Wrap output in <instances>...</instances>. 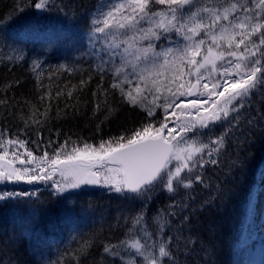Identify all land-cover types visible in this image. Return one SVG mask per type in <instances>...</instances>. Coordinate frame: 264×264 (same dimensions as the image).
Wrapping results in <instances>:
<instances>
[{
  "label": "snow or ice",
  "instance_id": "snow-or-ice-1",
  "mask_svg": "<svg viewBox=\"0 0 264 264\" xmlns=\"http://www.w3.org/2000/svg\"><path fill=\"white\" fill-rule=\"evenodd\" d=\"M51 2L52 0H38L34 7L47 10ZM14 11L23 12L24 9L16 8ZM145 22L149 26L141 27ZM90 27V41L102 40L109 54L108 60L101 58V62L96 65L100 79H104V73L111 72L113 82L110 87L119 93L122 103L140 107L149 117L155 115L156 108H162L164 120L159 127L147 124L127 138L122 135L101 142L99 150L87 144L83 149L73 148L63 160L57 153L49 162L48 154L45 153L38 159L47 164L52 172H46L38 164L41 175H29L36 169L13 167L5 148L0 154V180L26 179L28 183L38 179L47 181L59 171L65 178L64 184L57 185L59 193L66 188H79L82 184L102 183L110 187V190L126 194L128 199L143 200L145 197L150 199V193L159 186L175 196L181 189L194 190V182L203 184L204 178L197 171V165L202 169L207 163H220L213 157L225 155L229 141L234 142L245 153L243 159L239 152L236 158L231 159L230 172L246 166L254 155L251 153V145L255 143L257 133L264 135V0H111L110 3H101L98 6ZM172 32L182 36L187 42L182 48L169 47L157 53L151 42L147 47L140 46L143 40H159L162 34ZM122 45L124 47L121 51ZM92 46H95L94 43ZM116 55L120 57L119 64L115 63ZM160 57H163L162 62H159ZM15 59L19 61L24 57L18 55ZM32 63L34 69L40 66L38 61ZM217 73L222 77H232V80L229 82L225 79L223 85L216 80L211 87L208 83L203 84L207 91L200 92L199 95H207L209 99L222 98L215 100L211 108L204 106L208 103L207 100H192L188 104L176 103L181 96L196 95L201 81L211 80ZM185 76H195V83L190 79L184 80ZM90 80L91 76L88 81L81 80L79 90L82 91ZM98 88L107 95V90H103L102 85H98ZM219 88L223 90L217 91ZM75 90L77 86L73 85L67 96L71 98ZM164 92L168 95H163ZM146 93L152 96L150 101ZM56 95L63 93L58 91ZM45 96L50 98L51 92H46L39 100L43 102ZM161 98L164 102L158 103ZM6 103L7 100L0 99V105ZM257 103L260 108L255 107ZM174 106L181 108V113H172L177 121H180L181 115L186 114L189 117L176 125L183 134L179 139L176 128L168 127V110ZM99 107L97 105V111ZM190 108L196 109L198 118L190 117ZM200 109H203V113ZM30 110L31 115L25 119V124L31 121L39 125L41 121L36 119L37 114L47 119L50 106H46L44 112L40 113L36 104H30ZM114 111L115 109L108 108L105 118ZM217 125L224 131L215 139L209 137V143L200 142L198 138L207 134L201 130L213 131ZM189 132L196 138H188ZM5 143H19L21 147L24 144L23 141L12 139L4 141L3 133H0V147H4ZM205 150L208 159L204 158ZM27 156L30 158L28 163L37 159L30 151ZM15 159L20 158L15 156ZM20 163L24 164L25 161L20 160ZM94 168L97 170L93 171ZM101 169H105L107 174L102 173ZM258 174L264 181V167L258 166ZM220 191L218 187L217 192ZM14 195L21 194L5 193L0 195V200ZM185 195L189 200L193 199L190 192ZM211 203L212 201H205L201 208L210 206ZM178 207L188 209L191 206L188 203H179ZM133 220L134 224H141L144 220L143 210ZM165 223L171 225V221ZM165 223L160 224V233H163ZM191 227L190 216L183 215L176 226L177 235L168 237L159 244L158 255L146 252L148 245L142 244L139 239L124 240L119 245H105L103 252L119 256L116 249L126 247L135 249L136 254L144 258L145 264H188L187 257L195 251L192 246L199 245L205 264H211L214 251L212 246L190 235L184 236L185 230L190 232ZM142 231L150 238V233L144 229ZM208 231H213V225L208 226ZM170 243L176 251L169 248ZM90 248L89 242L82 245L80 251L83 256L88 255L87 250ZM181 251L184 259H180ZM0 264H3L2 259ZM127 264H135V261L129 259Z\"/></svg>",
  "mask_w": 264,
  "mask_h": 264
},
{
  "label": "trees",
  "instance_id": "trees-1",
  "mask_svg": "<svg viewBox=\"0 0 264 264\" xmlns=\"http://www.w3.org/2000/svg\"><path fill=\"white\" fill-rule=\"evenodd\" d=\"M36 2L0 0V99L7 100L0 105L3 137L23 141L37 157L45 153L56 156L63 147L100 145L122 135L127 138L154 123L157 117L121 102L119 93L110 87L111 72L104 73L103 80L97 73L87 36L101 0H52L47 10L41 11L34 7ZM16 8L24 11L16 12ZM18 55L24 59L17 61ZM33 61L40 66L34 69ZM90 76L91 80L79 90L80 81H88ZM73 85L77 90L69 98L67 92ZM98 85L107 90V95ZM49 91L51 97L45 96L41 102L39 97ZM58 91L63 95L57 96ZM30 104H36L40 113L50 106L47 119L37 114L39 125L24 122L31 115ZM255 107L260 108V104ZM108 108L115 111L106 119ZM225 152L216 157L220 161L217 165H204L200 172L203 184L194 182V190L181 189L175 196L151 192L153 198L150 196L146 210L148 217L158 207L165 211L166 221H171L164 233L166 240L177 235L181 217L189 215L192 227L190 232L185 230L184 236L212 246L211 264H237L255 186L256 212L264 209V181L258 174V166L264 165V135L257 133L251 145L254 155L244 168L229 170L238 152L241 159L245 155L234 142H228ZM189 192L191 200L185 195ZM22 195L0 201L3 264H125L121 258L104 253L103 248L124 241L140 211L127 196L84 188L64 195L48 187ZM205 201L212 203L201 208ZM179 203L191 207L181 209ZM209 225H213L212 232L208 231ZM262 227L264 230V223ZM85 242L91 243L86 257L80 251ZM192 247L195 251L187 257L188 264H205L199 245ZM169 248L176 251L171 243ZM184 258L181 251L180 259Z\"/></svg>",
  "mask_w": 264,
  "mask_h": 264
},
{
  "label": "rangeland",
  "instance_id": "rangeland-1",
  "mask_svg": "<svg viewBox=\"0 0 264 264\" xmlns=\"http://www.w3.org/2000/svg\"><path fill=\"white\" fill-rule=\"evenodd\" d=\"M111 0H101V3H110ZM99 4V5H100ZM163 6H157V8H161ZM41 11V10H40ZM97 11V10H96ZM149 25L145 22L142 23L141 27L143 28H147ZM90 36V32L88 33L87 39H88V46L89 49L91 51V54L96 58V62L97 64H99L101 62V58H103L104 60H108L109 58V54L108 51L105 50L104 45H103V41L100 39L93 41H90L89 39ZM198 38H202V37H198ZM153 43L155 45V51L157 53L161 52L164 49H167L169 47L172 48H177V47H183L187 42L183 39L182 36H178L175 32L172 33H164L161 35V38L159 40H153V41H149V40H143L140 42V46L141 47H147V45L149 43ZM94 43V47L92 46V44ZM123 45L121 46V51L123 49ZM169 59H171V57H169ZM197 59H200L199 57ZM114 60L116 64L120 63V57L119 55L114 56ZM163 61V57L159 58V62ZM105 67H107V65H105ZM128 71H131V68L127 69ZM187 71V69H185ZM237 79L239 77H236ZM184 80H191L192 82L195 81V76H185L183 78ZM225 79H228L229 82H231L232 77H222L220 76L218 73L214 74L213 77L211 78V80L209 79H205L202 80V86H201V90L200 92H206L207 90L203 88V84L208 83L209 87H211V84L216 82V80H219L220 83L223 85ZM135 83V81H134ZM125 87L127 88L128 85H125ZM223 88H219L217 89V91H222ZM148 95V101H150L152 99V96L150 94ZM163 95H168L167 92H164ZM170 99H172L170 97ZM217 99H222L219 97H212L211 99H209V97L207 95H197L195 98H191L187 95L185 96H181L176 100L177 104H188L190 103L192 100H200V101H205L207 100L208 103L205 104L204 106L207 108H211L212 103L217 100ZM163 98H161L160 101H158V103H163ZM147 103V101L145 102ZM176 112V113H181V108L179 107H173L170 108L168 110V127L169 128H176V134H177V139L180 138V135H183L182 133H180L179 128L176 127V125L180 122H184L187 118H189L186 114L185 115H181V119L180 121H177L176 116H173L172 113ZM200 112L203 113V109H200ZM188 113H190V117L191 118H198L197 117V111L194 108H190L188 109ZM164 111L162 108H156L155 109V117H157V120L152 123L155 127H159V124L161 121L164 120ZM157 121L159 122V124H157ZM202 132H206V135H201L198 139L200 140V142L203 143H209V137H211L212 139H215L216 136H218L221 132L224 131V129L220 126H214L213 131H208V130H201ZM165 134H167V132H165ZM188 138H193L195 139L196 137H194L192 132L188 133ZM4 141H7L8 139L3 137ZM91 147H94L96 149L99 150V146L100 145H93V144H87ZM85 146V144H77V145H71V146H66L63 147L60 152H59V156L60 159L63 160L65 158V155L68 153L72 152L73 148H81L83 149ZM5 148L7 149L9 155H8V159L10 161L13 162V167L15 168H30V169H36V171L34 173H29V175H41L42 173L39 172V169L37 168V165L39 164L41 167H44L46 172H52V169L48 167L47 164L42 163L35 155H33L34 157H36L37 159L32 160L31 163H28V160L30 159L27 156V152H29L28 148L26 147V144H23V147L20 146L19 143L13 144V145H8L5 143L4 147H0V154L3 153V151L5 150ZM207 150H205L204 158L208 159L207 155H206ZM15 156H19V160L15 159ZM56 156H48V160L49 162L51 161V159L55 158ZM213 158H216V156H214ZM20 160H24L25 163L21 164ZM175 163V162H173ZM59 167V166H57ZM106 167H113L112 165H106ZM204 167V166H203ZM262 167H264V165H262ZM97 169H93V171H96ZM201 168H199V165H197V171L201 172ZM101 172L104 174H107L105 169H101ZM185 173H182V175H184ZM68 179H71V177H69ZM101 180L103 181V175L101 176ZM53 181H55L56 183H53ZM65 183V178L62 177L59 173V171H56L54 175H52V178L50 180L47 181H43V180H35L32 183H28L26 179L24 180H20V181H16V180H0V195H3L5 193H17V194H22V193H33L35 192L37 189H41V188H46L48 187L50 190L55 191L58 194H69L71 192H76V191H80L82 189V185L79 188H66L64 192L59 193L57 192V185L58 184H64ZM102 190H105L106 192H110L116 195H119L121 197H125L127 196L126 194H121V193H117L114 190H110V187L108 186H104L102 184L101 187ZM255 190H256V186L254 187V191H253V195L250 197V202H249V206H248V212H247V218L245 221V226L242 232V236H241V243L239 245L238 248V254H237V264H264V230L262 227V224L264 223V209L261 211V213H257L256 209H255ZM165 193L166 196L172 195L171 193H169L165 188H163V186H159L156 188L155 191H153V193ZM14 196H18V195H14ZM23 196V195H22ZM150 196L153 198V195L150 194ZM5 198H9V197H5ZM151 199H149L148 197H145L143 200L137 199V200H132L136 205H138L140 211L138 213H136V216L143 210L144 213V220L141 224H134V220L132 223V226L127 234V237L125 238V240H135V239H139L141 241L142 244H147L148 247H146L145 251L146 252H151L153 255H158V249H159V244L166 241V238L164 236L165 230H166V226L167 224L165 223L166 221V217H165V211H163L161 208H157V211L154 215L148 217L146 210L149 204V201ZM1 201V200H0ZM135 216V217H136ZM165 223L164 229H163V233H160V224ZM142 229L146 230L148 233L151 234L150 238L146 237L144 235V231H142ZM116 251H119V256H116L118 258H121L125 264H127V261L129 259H132L135 261V264H145L144 258L142 256H139L136 254L135 249H131V248H126V247H120L118 249H116ZM163 259V258H162Z\"/></svg>",
  "mask_w": 264,
  "mask_h": 264
},
{
  "label": "water",
  "instance_id": "water-1",
  "mask_svg": "<svg viewBox=\"0 0 264 264\" xmlns=\"http://www.w3.org/2000/svg\"><path fill=\"white\" fill-rule=\"evenodd\" d=\"M193 83H195V82H193ZM201 86H202V83L198 87V89L196 90V93H197L196 95L189 96V97H191V98L196 97L200 93ZM101 184H82V187H84L85 189H88V190H95V189H99L101 187Z\"/></svg>",
  "mask_w": 264,
  "mask_h": 264
}]
</instances>
